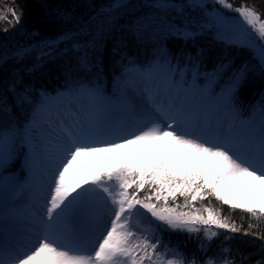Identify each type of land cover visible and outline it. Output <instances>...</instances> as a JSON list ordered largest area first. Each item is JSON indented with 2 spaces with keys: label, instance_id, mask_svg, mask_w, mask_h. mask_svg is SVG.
I'll return each instance as SVG.
<instances>
[{
  "label": "snow or ice",
  "instance_id": "obj_1",
  "mask_svg": "<svg viewBox=\"0 0 264 264\" xmlns=\"http://www.w3.org/2000/svg\"><path fill=\"white\" fill-rule=\"evenodd\" d=\"M42 7L0 6V264H264V0Z\"/></svg>",
  "mask_w": 264,
  "mask_h": 264
},
{
  "label": "trees",
  "instance_id": "obj_2",
  "mask_svg": "<svg viewBox=\"0 0 264 264\" xmlns=\"http://www.w3.org/2000/svg\"><path fill=\"white\" fill-rule=\"evenodd\" d=\"M18 2L22 3L24 5V23L25 26L28 29H36L40 31L41 33H46L48 35H54L57 28L55 25H49L44 17V9L42 7V4L45 2V0H18ZM48 2H64V3H70L71 0H48ZM97 2H104V0H97ZM12 0H0V6H6L8 4H11ZM257 4L261 3V0H256ZM4 25L2 22H0V28H2ZM3 36L0 34V39H2ZM247 53H245L246 55ZM51 86H54L51 85ZM256 91V88L249 87L245 89L242 93V99L245 102H251L255 97L254 93ZM134 150V149H133Z\"/></svg>",
  "mask_w": 264,
  "mask_h": 264
},
{
  "label": "rangeland",
  "instance_id": "obj_3",
  "mask_svg": "<svg viewBox=\"0 0 264 264\" xmlns=\"http://www.w3.org/2000/svg\"><path fill=\"white\" fill-rule=\"evenodd\" d=\"M132 149H123L120 152H111V153H104L101 155V158H96L92 156H85L81 157L80 160L77 162L76 170L79 175L81 176H89L94 172L108 166L112 168L119 167L125 163L129 162V154L132 153ZM228 199L239 202L245 199V193L238 190H231L226 193ZM248 202H252V198L248 197Z\"/></svg>",
  "mask_w": 264,
  "mask_h": 264
},
{
  "label": "bare ground",
  "instance_id": "obj_4",
  "mask_svg": "<svg viewBox=\"0 0 264 264\" xmlns=\"http://www.w3.org/2000/svg\"><path fill=\"white\" fill-rule=\"evenodd\" d=\"M121 151H122V150H120V151H117V152H120V155H122Z\"/></svg>",
  "mask_w": 264,
  "mask_h": 264
}]
</instances>
